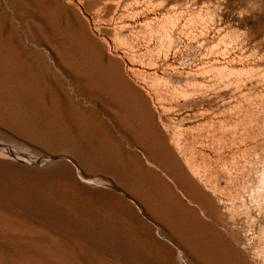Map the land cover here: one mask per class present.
I'll return each mask as SVG.
<instances>
[{
	"label": "rangeland",
	"instance_id": "1",
	"mask_svg": "<svg viewBox=\"0 0 264 264\" xmlns=\"http://www.w3.org/2000/svg\"><path fill=\"white\" fill-rule=\"evenodd\" d=\"M219 6L0 0V264L264 253V0Z\"/></svg>",
	"mask_w": 264,
	"mask_h": 264
},
{
	"label": "bare ground",
	"instance_id": "2",
	"mask_svg": "<svg viewBox=\"0 0 264 264\" xmlns=\"http://www.w3.org/2000/svg\"><path fill=\"white\" fill-rule=\"evenodd\" d=\"M121 2H122V0H121ZM121 5V4H120ZM13 70L14 71H18L19 69H20V67L18 66V65H13ZM34 85V84H33ZM35 86V85H34ZM35 88V87H34ZM33 87L31 88V89H34ZM131 93V92H130ZM129 94V93H128ZM127 94V96H125V97H128L129 99H127L128 101H132L133 100V98H131L133 95H128ZM132 94V93H131ZM116 97V96H115ZM126 101V100H125ZM5 152V151H4ZM20 153V152H19ZM12 155V154H11ZM16 157V156H15ZM20 159H21V161L23 160V161H26L27 159H25L24 157H22V156H20L19 157ZM18 159V158H17ZM44 161V162H52L53 160H55V156L54 157H45V158H42V159H39V161L38 162H41V161ZM29 161V160H28ZM33 161V160H32ZM27 162V161H26ZM31 162V161H30ZM35 163V162H34ZM37 163V162H36ZM32 164V163H31ZM47 164V163H46ZM190 229V228H189ZM192 229V228H191ZM194 229V228H193ZM188 230V229H187ZM195 231V230H194ZM190 231H188V233H189ZM199 233V232H198ZM202 233V234H201ZM201 233H199V235L200 236H198V234L196 235V236H198V238H199V241L201 242L200 244H201V246H199L200 247V249L198 250H196L195 251V264H214V263H211V257H210V248L211 247H209L210 245L208 244V243H204V233L201 231ZM195 235V234H194ZM203 235V236H202ZM184 238H185V240H184V243H186L187 244V246H189V247H193L194 246V243H195V239H196V237H194V236H192V235H184ZM185 246V245H184ZM193 251H194V249H193ZM228 255V254H227ZM228 257V258H227ZM232 262L230 261V260H228L229 259V256H226V257H224V259L223 258H219V259H215V263L216 264H264V253H258L257 255H255V256H253L250 260H248L247 261V263L245 262V260L243 261L242 260V262H238L239 260V258L236 256V254H235V252H233V254H232ZM238 258V259H237ZM242 259V258H241ZM228 260V262H226ZM238 260V261H237ZM241 261V260H240Z\"/></svg>",
	"mask_w": 264,
	"mask_h": 264
},
{
	"label": "clouds",
	"instance_id": "3",
	"mask_svg": "<svg viewBox=\"0 0 264 264\" xmlns=\"http://www.w3.org/2000/svg\"><path fill=\"white\" fill-rule=\"evenodd\" d=\"M226 3V0H220V6H219V11L220 12H223L224 11V7H223V5ZM248 13L247 12H244V13H237V15H239V16H243V15H247ZM239 33H240V35H242V36H244V35H247V32H248V30H247V28H245V29H239V28H237L236 29Z\"/></svg>",
	"mask_w": 264,
	"mask_h": 264
}]
</instances>
